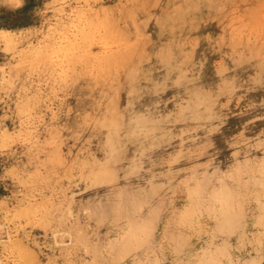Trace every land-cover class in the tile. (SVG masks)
<instances>
[{"label": "rangeland", "instance_id": "obj_1", "mask_svg": "<svg viewBox=\"0 0 264 264\" xmlns=\"http://www.w3.org/2000/svg\"><path fill=\"white\" fill-rule=\"evenodd\" d=\"M263 149L264 0H0V264H264Z\"/></svg>", "mask_w": 264, "mask_h": 264}, {"label": "bare ground", "instance_id": "obj_2", "mask_svg": "<svg viewBox=\"0 0 264 264\" xmlns=\"http://www.w3.org/2000/svg\"><path fill=\"white\" fill-rule=\"evenodd\" d=\"M105 21H106V20H105ZM100 22H101V21H100ZM102 22H103V21H102ZM98 23H99V22H98ZM105 23H106V22H105ZM105 23H104V24H105ZM101 25H102V24H101ZM108 25H109V24H108ZM99 26H100V25H99ZM89 29H90V28H89ZM97 29H98V28H97ZM106 29H107V28H106ZM93 32H94V31H93ZM87 33H88V32H87ZM136 34H137V33H136ZM84 35H85V34H84ZM86 35H87V34H86ZM141 36H142V35H141ZM85 37H86V36H85ZM90 37H91V36H90ZM90 37H89V38H90ZM93 37H94V36H93ZM137 37H138V36H137ZM134 38H136V37H134ZM87 39H88V38H87ZM125 39H126V38H125ZM136 39L139 40L140 38H136ZM142 40H144V39H142ZM68 41H69V40H68ZM128 41H129V40H128ZM131 41H132V40H131ZM69 42H70V41H69ZM72 42H73V41H72ZM70 44H71V43H70ZM72 44H73V43H72ZM72 44H71V45H72ZM77 45H79V44H77ZM131 45H132V44H131ZM72 46H73V45H72ZM63 47H64V46H63ZM67 47H69V46H66V47H64V48H67ZM74 47H76V46H74ZM74 47H73L72 49H74ZM137 47H138V46H137ZM78 48H79V47H78ZM130 48H131V47H130ZM138 48H139V47H138ZM123 49H126V48H123ZM69 50H70V48H69ZM71 51H72V50H71ZM130 51H131V50H130ZM136 51H137V50H136ZM123 52H124V51H123ZM131 53H132V52H131ZM127 54H128V52L125 53L124 55H127ZM131 56H132V55H131ZM122 58H123V57H122ZM122 58H121L120 61H122ZM168 58H169V53H168V52H165V53H163V54L160 55V60H161L163 63L166 62V61H168ZM98 61H99V60H98ZM100 62H101V61H100ZM92 63H93V62H92ZM108 63H109V62H108ZM122 63H123V61H122ZM100 64H101V63H100ZM100 64H99V65H100ZM108 65H109V64H108ZM112 65H114V64H112ZM119 65H120V64H119ZM102 66H103V65H102ZM112 68H113V66H112ZM119 68H120V67H119ZM120 69H121V68H120ZM124 70H125V69H124ZM107 71H108V70H107ZM119 71H120V70H119ZM111 72H112V69H111ZM114 77H115V76H114ZM121 82H122V81H121ZM120 87H121V85L119 86V89H120ZM236 88H237V87H236ZM119 89H118V91H120ZM144 90H145L144 85H137V86H134V88H133V92L135 93V95L138 94V96H139L140 94H142V92H145ZM119 94H121V93L119 92ZM118 98H119L118 100H120V95H119ZM115 100H116V99H115ZM118 102H119V101H118ZM116 104H117V102H116ZM115 107H116V106H115ZM117 109H119V108H117ZM120 110H121V109H120ZM115 112H116V111H115ZM119 112H120V111H119ZM117 113H118V112H117ZM123 115H124V114H123ZM91 116H92V115H91ZM118 116L120 117V115H118ZM118 116H116L117 119H118ZM124 116H125V115H124ZM119 120H120V119H118V121H119ZM106 121H108V123H110V124L113 123V121H111V120H106ZM120 122H121V120H120ZM137 124H138V123H137ZM141 131H142V130H141ZM134 132H135V131H134ZM263 150H264V149H263ZM101 169H102V168H101ZM196 188H197V187H196ZM197 189H199V187H198ZM225 189H227V188H225ZM221 191H222V190H221ZM229 191H230V189H229ZM196 192H198V191L196 190ZM226 192H227V190H226V191L224 190V193H226ZM230 192H233V191L231 190ZM222 193H223V192H222ZM222 193H221V194H222ZM219 194H220V193H219ZM219 194H218V195H219ZM221 194L219 195V197L222 196L223 199L226 200V202H227V200H229V198H230V197H229L230 195L228 194V195H229V196H228L229 198H227V196L224 197V196H223L224 194H222V195H221ZM214 195H215V194H214ZM218 195H217V196H218ZM222 197H221V198H222ZM215 198H218V197H215ZM226 198H227V199H226ZM229 203H231V202H229ZM224 204H225V203H224ZM226 205H228V203H227ZM230 205H231V204H230ZM139 230H140V228H139ZM133 232L136 233V232H135V229H134ZM142 236H143V235H142Z\"/></svg>", "mask_w": 264, "mask_h": 264}]
</instances>
